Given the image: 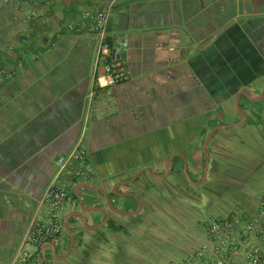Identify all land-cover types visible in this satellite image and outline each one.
Segmentation results:
<instances>
[{
  "label": "crops",
  "instance_id": "0c3cea01",
  "mask_svg": "<svg viewBox=\"0 0 264 264\" xmlns=\"http://www.w3.org/2000/svg\"><path fill=\"white\" fill-rule=\"evenodd\" d=\"M112 1L36 0L32 21L0 1V264H13L81 139L97 177L61 178L73 203L44 264H121L146 213L215 197L219 182L242 191L259 174L238 176L253 145L263 152L264 0H117L108 40H128L129 79L99 89L86 16Z\"/></svg>",
  "mask_w": 264,
  "mask_h": 264
},
{
  "label": "built area",
  "instance_id": "2783aa9c",
  "mask_svg": "<svg viewBox=\"0 0 264 264\" xmlns=\"http://www.w3.org/2000/svg\"><path fill=\"white\" fill-rule=\"evenodd\" d=\"M20 11L28 21L39 17L36 0H0ZM91 3L93 0H83ZM117 0L102 7L96 14H87L89 31L99 38L96 62L102 67L96 88L107 89L129 79L122 55L129 49L128 40L114 47L108 40V27ZM73 25L69 26L73 29ZM0 71V79H8ZM58 173L40 199L37 216L30 225L21 249L13 264H44L40 249L49 241L60 240L64 230L63 212L73 203L72 192L61 178L68 182L92 181L97 174L89 160L83 140H79L66 156L58 160ZM202 241L196 248L169 264H264V195L254 209L233 210L205 221Z\"/></svg>",
  "mask_w": 264,
  "mask_h": 264
},
{
  "label": "rangeland",
  "instance_id": "374dc122",
  "mask_svg": "<svg viewBox=\"0 0 264 264\" xmlns=\"http://www.w3.org/2000/svg\"><path fill=\"white\" fill-rule=\"evenodd\" d=\"M262 144L258 146L263 149V152L253 145L250 148L252 151L249 152L255 153L257 157L243 161L246 166L242 168L243 173L238 174L239 177H243L245 173L254 169L260 171L258 175L246 182L242 191L232 189L234 184L217 182L218 190L214 192L215 197H203L201 202L198 200L192 202L191 198L185 197L183 202L177 201L173 207L167 205L156 214L146 213V217L151 218V224L145 225V231H142V228L141 231L133 230L134 233L126 238L128 244L121 246L123 250L121 252L126 259L121 264H169L198 247L202 241V223L220 215H227L231 209H236L234 199H242L245 195H249L252 204L254 200H259L264 195V164L261 165V160L264 159V142ZM206 187L209 186L199 187L195 191L198 193L206 190ZM196 193L190 192L188 195L198 199ZM252 208L254 207H249V209Z\"/></svg>",
  "mask_w": 264,
  "mask_h": 264
},
{
  "label": "trees",
  "instance_id": "16d2710c",
  "mask_svg": "<svg viewBox=\"0 0 264 264\" xmlns=\"http://www.w3.org/2000/svg\"><path fill=\"white\" fill-rule=\"evenodd\" d=\"M244 201H245V198H242V199H240V200L237 202V204L235 205V207H236L237 210H242V209L246 208V205L244 204ZM236 209H235V210H236ZM232 211H233V210H232Z\"/></svg>",
  "mask_w": 264,
  "mask_h": 264
}]
</instances>
